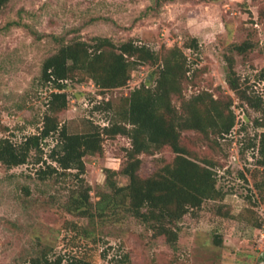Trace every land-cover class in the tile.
Wrapping results in <instances>:
<instances>
[{
    "label": "rangeland",
    "instance_id": "1",
    "mask_svg": "<svg viewBox=\"0 0 264 264\" xmlns=\"http://www.w3.org/2000/svg\"><path fill=\"white\" fill-rule=\"evenodd\" d=\"M263 7L264 0H10L0 16V138L20 142L39 131L55 90L41 80L44 59L64 43L80 39L93 44L98 36L116 44L134 40L159 53L181 47L191 69L183 95L210 93L226 113L231 103L236 118L226 135L182 133L191 156L216 172L221 194L183 217L175 245L155 235L125 204L92 218L70 212L67 203L82 187L80 181L72 174L40 179V155L34 152L20 166L0 163V264L25 263L43 249L51 259L75 254L98 264H264L261 112L242 101L227 82L230 56L242 87L264 97ZM194 37L197 48H188ZM245 40L254 47L243 54L233 50ZM160 63L136 64L128 84L116 88L103 89L76 73L65 84L69 104L59 113L61 122L70 132L121 122L118 112L130 92L143 83L154 86ZM174 103L179 107L180 98L174 97ZM56 137L44 141V159ZM103 145V153L84 158L93 211L104 193L113 195L106 168L121 169L131 140L104 135ZM176 155L168 145L141 154L139 174L157 173ZM115 180L129 182L124 174Z\"/></svg>",
    "mask_w": 264,
    "mask_h": 264
},
{
    "label": "trees",
    "instance_id": "2",
    "mask_svg": "<svg viewBox=\"0 0 264 264\" xmlns=\"http://www.w3.org/2000/svg\"><path fill=\"white\" fill-rule=\"evenodd\" d=\"M9 1L0 0V16ZM259 15L264 18V7ZM94 40L93 44L80 39L64 43L44 59L41 80L52 84L55 90L50 94L43 125L37 133L25 136L20 142L9 136L1 137L0 163L8 167L20 166L26 164L34 152L40 155L37 160L40 167L36 170L40 179L72 174L80 181L82 187L72 192L67 203L70 212L92 218L105 215L107 210H115L118 204H125L126 210L147 224L155 235H164L175 245L183 217L193 208L201 207L205 199H216L221 194L216 172L211 165L201 164L191 156L190 150L182 143V133L196 130L207 137L229 134L236 118L231 103L227 105L229 112L226 113L219 99L210 93L200 92L190 98L183 95V84L191 69L186 53L179 46L159 53L134 40L119 44L107 37L98 36ZM197 46L195 37L187 45L188 48ZM253 47V41L245 40L234 44L233 50L243 54ZM227 60L230 88L247 105L261 112L258 124L264 127V97L243 88L234 67V58L227 56ZM139 63H160L158 76L154 86L143 83L130 92L127 105L118 112L121 122L109 121L103 127L95 126L86 132H70L61 122L59 113L69 104L65 91L69 78L82 73L103 89L122 87L128 84L131 70ZM174 97L180 98L179 107L175 105ZM119 134L128 136L131 146L126 150L121 169L106 168V180L113 195L104 193L93 211L92 185L84 177V158L103 153L104 135ZM54 135H57L56 143L44 159L43 143ZM258 144V162L264 167V131ZM167 145L177 154L173 163L151 176L142 177L139 174L143 162L141 154L153 153ZM262 173L264 176V169ZM118 174L128 176V184L120 185L115 180ZM65 261L67 264H98L75 254H59L51 259L46 249L22 264H63Z\"/></svg>",
    "mask_w": 264,
    "mask_h": 264
}]
</instances>
